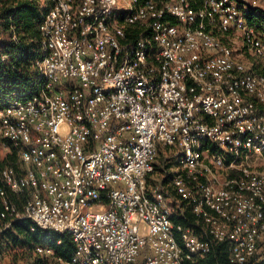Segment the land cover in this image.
<instances>
[{
  "label": "built area",
  "instance_id": "1",
  "mask_svg": "<svg viewBox=\"0 0 264 264\" xmlns=\"http://www.w3.org/2000/svg\"><path fill=\"white\" fill-rule=\"evenodd\" d=\"M26 3L39 46L0 107V261L264 264V0H0L1 65ZM160 151L173 194L150 183ZM17 224L69 235L72 257L31 258Z\"/></svg>",
  "mask_w": 264,
  "mask_h": 264
},
{
  "label": "trees",
  "instance_id": "2",
  "mask_svg": "<svg viewBox=\"0 0 264 264\" xmlns=\"http://www.w3.org/2000/svg\"><path fill=\"white\" fill-rule=\"evenodd\" d=\"M12 20L6 19L7 26L13 25L19 36L20 45L18 46V57L10 64H0V107L5 105L8 94L13 90H24L29 86L30 69L33 58L37 55L39 46V32L37 23L41 16V9L36 3L19 4L11 12ZM17 233L23 237L19 239L14 237L15 244L28 245L35 247L42 245L55 250L56 255L60 258L69 260L74 251L75 244L72 238L67 234H58L51 231L36 229L35 232L30 230V226L17 224L15 226ZM13 258L17 263L24 259Z\"/></svg>",
  "mask_w": 264,
  "mask_h": 264
},
{
  "label": "rangeland",
  "instance_id": "3",
  "mask_svg": "<svg viewBox=\"0 0 264 264\" xmlns=\"http://www.w3.org/2000/svg\"><path fill=\"white\" fill-rule=\"evenodd\" d=\"M252 61H254V59L251 58ZM10 152H0V169L2 167H5L6 165H10L12 163L16 162V155L15 153L12 151V148L10 149ZM167 154L170 155L169 150H167ZM174 154V152H171V155ZM159 162H163L165 163V155H163L162 151H160V155H159ZM166 165H162L157 167V170L155 172V174L152 176L151 178V186H153L154 184H158L160 182H163L165 188L169 189V193L173 194L172 190L170 189L169 184L171 182V179L173 177L174 172H176L177 170V166L176 164L172 163V165H167V163H165ZM248 164L254 169V170H259V171H264V155H256V154H252L250 155V159L248 161ZM144 227V226H143ZM36 231V230H35ZM32 231V232H35ZM11 236H15L14 234L8 235L6 237V239L8 240ZM14 237L12 238V241ZM14 247H20L21 249V245H19V242L14 244ZM31 249V253H30V257L33 258V253H32V246H30ZM13 257H17L20 259L21 256L19 255H13ZM12 262H14L13 259L10 260V258H8L7 260H2L0 261V264H11Z\"/></svg>",
  "mask_w": 264,
  "mask_h": 264
}]
</instances>
